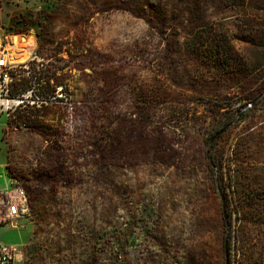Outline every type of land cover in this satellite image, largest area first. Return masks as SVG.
<instances>
[{
	"label": "rangeland",
	"instance_id": "obj_1",
	"mask_svg": "<svg viewBox=\"0 0 264 264\" xmlns=\"http://www.w3.org/2000/svg\"><path fill=\"white\" fill-rule=\"evenodd\" d=\"M0 41L59 69L37 128L0 95L11 264H264V0H0Z\"/></svg>",
	"mask_w": 264,
	"mask_h": 264
},
{
	"label": "trees",
	"instance_id": "obj_2",
	"mask_svg": "<svg viewBox=\"0 0 264 264\" xmlns=\"http://www.w3.org/2000/svg\"><path fill=\"white\" fill-rule=\"evenodd\" d=\"M217 45V42L214 43V50ZM23 66L28 68L24 69ZM18 67L15 72H10L11 83L8 87L7 96L11 99H22L23 94L28 89L33 91L30 105L31 111L27 116L23 117V124L34 129L40 126L39 118L42 116L41 110L51 103L50 99L53 97L54 85L59 84L57 82L58 77L56 76V72L59 69L55 67L44 68L43 66H39L34 60L28 61L26 64L19 65ZM51 81L54 82L53 85H50ZM229 221L230 216H228L227 223ZM228 227L230 228V222L228 223ZM226 235L225 249L229 245V231Z\"/></svg>",
	"mask_w": 264,
	"mask_h": 264
},
{
	"label": "built area",
	"instance_id": "obj_3",
	"mask_svg": "<svg viewBox=\"0 0 264 264\" xmlns=\"http://www.w3.org/2000/svg\"><path fill=\"white\" fill-rule=\"evenodd\" d=\"M4 49L0 41V95L7 96L8 87L11 83L10 72H15L19 67L4 59ZM24 68V67H23ZM12 102V101H8ZM7 109V105L5 107ZM29 214L27 195L23 189L16 187L0 192V226L15 224L17 220L25 218ZM10 251L0 246V264H11Z\"/></svg>",
	"mask_w": 264,
	"mask_h": 264
},
{
	"label": "bare ground",
	"instance_id": "obj_4",
	"mask_svg": "<svg viewBox=\"0 0 264 264\" xmlns=\"http://www.w3.org/2000/svg\"><path fill=\"white\" fill-rule=\"evenodd\" d=\"M10 58L8 59L11 63H19L20 62V58L16 55H14L13 53L12 54H9Z\"/></svg>",
	"mask_w": 264,
	"mask_h": 264
},
{
	"label": "water",
	"instance_id": "obj_5",
	"mask_svg": "<svg viewBox=\"0 0 264 264\" xmlns=\"http://www.w3.org/2000/svg\"><path fill=\"white\" fill-rule=\"evenodd\" d=\"M257 100H258V99H257ZM257 100H256V101H257ZM14 225H15V224L13 223L11 226L13 227Z\"/></svg>",
	"mask_w": 264,
	"mask_h": 264
},
{
	"label": "crops",
	"instance_id": "obj_6",
	"mask_svg": "<svg viewBox=\"0 0 264 264\" xmlns=\"http://www.w3.org/2000/svg\"><path fill=\"white\" fill-rule=\"evenodd\" d=\"M0 245H4V244H0Z\"/></svg>",
	"mask_w": 264,
	"mask_h": 264
}]
</instances>
